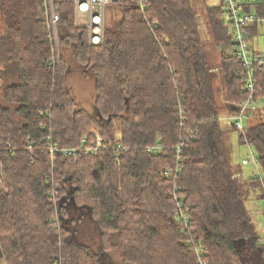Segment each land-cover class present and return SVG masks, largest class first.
Wrapping results in <instances>:
<instances>
[{"label":"trees","instance_id":"obj_1","mask_svg":"<svg viewBox=\"0 0 264 264\" xmlns=\"http://www.w3.org/2000/svg\"><path fill=\"white\" fill-rule=\"evenodd\" d=\"M50 1L68 55L54 51ZM143 1L108 6L102 44L91 46L75 25L74 0H0L3 264H264L240 168L231 164L205 88V43L191 2ZM222 14L221 0L207 9V27L234 106L248 95ZM72 73L92 82L90 111L71 99ZM253 76L255 104L264 99V69ZM257 113L239 136L261 170L246 182L264 199V114ZM86 137H100L105 147L85 152ZM48 143L75 152L51 155ZM149 146L161 149L150 153ZM175 188L187 230L174 215Z\"/></svg>","mask_w":264,"mask_h":264},{"label":"rangeland","instance_id":"obj_2","mask_svg":"<svg viewBox=\"0 0 264 264\" xmlns=\"http://www.w3.org/2000/svg\"><path fill=\"white\" fill-rule=\"evenodd\" d=\"M190 2L199 21L200 37L205 43L204 51L206 55V74L208 75V81L206 84L204 83L205 88L208 87L215 100L218 109V124L220 129L223 131L224 144L229 152L231 164L234 168L237 166L241 168V189L243 195L245 196V207L255 226V230L259 238L257 244L264 247V199L259 198L261 193L259 189H254L253 191L250 190V186L246 182L250 177L257 176L258 173L261 174V170L258 168V166L255 168L252 163H249V165H241V160L243 158L250 160L249 148L246 146V144L242 143L239 133L226 123L227 116L230 114V112L227 109V97L225 94L226 88L224 86L225 81L223 79L222 72L219 69V65L222 63V60L220 58L221 55L219 51L211 45V38L209 29L207 27V9L220 7L221 0H190ZM50 7L53 9V12L56 10L54 4L51 1ZM74 18L76 27L82 30L85 37L88 38V31L85 28L87 24L86 17L74 13ZM222 20H224V22L227 24L228 19L225 14H222ZM109 25H111V23H109ZM53 37L54 51L57 53V55H59V50L65 49V47L67 48V45L70 41L59 39L57 27L53 29ZM249 42L255 51L264 54V22L258 27V35L253 36ZM65 53L68 55L67 49H65ZM91 83L92 82L90 80L82 79L73 73L68 77V85L71 90V99L78 110L81 109L82 111L86 112L90 111L92 108L94 94ZM255 108L258 109L259 113L264 114V99H259L256 101ZM256 114L257 112L255 115ZM91 127L94 128L93 126ZM113 136L115 139H120V126L117 121L113 122ZM250 150L253 154H256V151L253 148ZM67 221L68 219L64 222L65 226L67 225ZM68 225H70V221H68ZM119 256L120 253L118 251L115 250L111 252V260L113 262H119Z\"/></svg>","mask_w":264,"mask_h":264},{"label":"built area","instance_id":"obj_3","mask_svg":"<svg viewBox=\"0 0 264 264\" xmlns=\"http://www.w3.org/2000/svg\"><path fill=\"white\" fill-rule=\"evenodd\" d=\"M112 4V0H74V11L75 14L86 17L87 24L86 29L88 31V42L91 46H99L103 41V31L105 24V15L108 6ZM258 4H264V0H222L224 13L228 19V26L230 30L231 42L234 46V56L241 68V79L244 82V92L247 93L248 97L233 106L232 113L227 117L226 122L238 133L243 134L244 130L257 112L253 101V96L257 90L256 82L253 76V72L256 69H264V54H258L253 51L250 41L249 29L254 25H257L264 21V18L260 17L254 10V7ZM141 5H144V1L141 0ZM50 11V24L52 31L56 28L59 18L53 12L51 7ZM53 59L50 60V65H53ZM80 148H84L85 152L94 153L104 148V143L100 137L95 139H89V137L82 139ZM120 145V144H118ZM182 144L176 147V150L180 148ZM48 152L52 155L54 152H60L63 156L69 157L74 154L73 148H61L58 149L51 143L47 144ZM32 143L28 139V149L31 150ZM161 149L160 146H149L146 150L150 153H155ZM252 162H256L255 157H251ZM247 161H243L246 164ZM178 171V169H177ZM175 171V175H178ZM172 172L167 170L163 172L164 176H168ZM6 190L2 171L0 167V191ZM177 188L172 192V197L177 200L178 209L175 211V218L179 221L185 230L188 229L189 221L187 213L182 210V204L177 195ZM201 245L196 244L195 249L197 255L199 253ZM199 264H208L205 261L200 260Z\"/></svg>","mask_w":264,"mask_h":264},{"label":"crops","instance_id":"obj_4","mask_svg":"<svg viewBox=\"0 0 264 264\" xmlns=\"http://www.w3.org/2000/svg\"><path fill=\"white\" fill-rule=\"evenodd\" d=\"M220 5H221V4H220ZM254 10L256 11V13H258V15H259V14L261 15V16L259 15L260 17L264 18V12H263L264 8L259 9V7H256V6H255V7H254ZM223 15H224V14H223ZM223 21H224V20H223ZM263 22H264V21H262L261 23H259V24H257V25H254L253 27H251V28L249 29V32H250V39H251L253 36H257V35H258V27H259ZM224 24H225V26L228 27V29H229L228 23L226 24V23L224 22ZM205 30H206V29H205ZM251 47H252V45H251ZM252 49H253V47H252ZM253 51L256 52V53H258V54H261V53L255 51L254 49H253ZM206 72H207V71H206ZM227 109L229 110V112H230V114H231V112L233 111V105H232V104L229 105V103L227 102ZM230 114H229V115H230ZM257 114H258V113H257ZM229 115H228V116H229ZM228 116H227V117H228ZM253 119H254V118L252 117V118L249 120L248 124L251 123V122L253 121ZM226 123H227V122H226ZM227 124H228V123H227ZM248 124H247V125H248ZM228 125H229V124H228ZM229 126H230V125H229ZM230 127H231V126H230ZM231 128H232V127H231ZM249 153H250V160H248V159H244V158H243V159L241 160V165H247V164L249 165V163H252V164L255 166L254 162L251 161V160H252L251 157H252V156L255 157V154H253L251 150H249ZM243 161H247V163H246V164H243ZM256 167H257V166H255V168H256ZM239 168H240V167H239ZM258 168H259V167H258ZM240 171H241V168H240ZM241 175H242V173H241ZM250 178H252V177H250ZM250 178H249V179H250ZM249 179H248V180H249ZM248 180H247V181H248ZM245 181H246V180H245ZM257 189H258V188H257ZM252 191H253V190H252ZM245 206H246V205H245ZM261 246H262V245H261ZM262 247H263V246H262ZM0 264H3V262H2V258H1V253H0Z\"/></svg>","mask_w":264,"mask_h":264},{"label":"water","instance_id":"obj_5","mask_svg":"<svg viewBox=\"0 0 264 264\" xmlns=\"http://www.w3.org/2000/svg\"><path fill=\"white\" fill-rule=\"evenodd\" d=\"M118 1H119V0H112V3H118ZM127 102H128V101L126 100V104H127ZM99 118H101V117L99 116ZM70 202H71L72 204H74L73 197L70 198Z\"/></svg>","mask_w":264,"mask_h":264},{"label":"bare ground","instance_id":"obj_6","mask_svg":"<svg viewBox=\"0 0 264 264\" xmlns=\"http://www.w3.org/2000/svg\"><path fill=\"white\" fill-rule=\"evenodd\" d=\"M39 212H40V211H39ZM41 218H42V217H41ZM45 218H46V217H45ZM32 219H33V218H32ZM30 220H31V219H30ZM37 221H38V220H37ZM28 227H29V226H28ZM29 230H30V229H29ZM31 233H32V232H31ZM31 233H30V234H31ZM33 233H34V232H33ZM35 233H36V232H35ZM42 233H43V232H42ZM37 236H38V235H37ZM11 238H12V237H11ZM14 238H15V237H14ZM23 243H24V242H23ZM10 244H12V243H10ZM20 244H21V243H20ZM24 244H25V243H24ZM14 245H15V244H14ZM14 245H13V246H14ZM19 247H20V246H19ZM21 248H22V247H21ZM27 250H28V249H27ZM39 250H40V249H39ZM23 253H24V252H23ZM31 253H32V252H31ZM21 254H22V253H21ZM24 256H25V255H24ZM30 257H31V256H30ZM49 259H50V258H49ZM18 262H19V261H18ZM21 263H23V262H21ZM44 263H45V262H44Z\"/></svg>","mask_w":264,"mask_h":264}]
</instances>
